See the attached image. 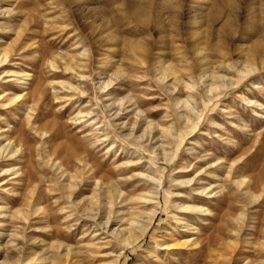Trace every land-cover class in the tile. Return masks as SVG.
Listing matches in <instances>:
<instances>
[{
	"label": "rangeland",
	"instance_id": "obj_1",
	"mask_svg": "<svg viewBox=\"0 0 264 264\" xmlns=\"http://www.w3.org/2000/svg\"><path fill=\"white\" fill-rule=\"evenodd\" d=\"M6 55L0 264H117L103 234L155 206L118 264H264V0H0ZM160 64L192 66L195 89ZM103 194L115 206L79 220L73 203Z\"/></svg>",
	"mask_w": 264,
	"mask_h": 264
},
{
	"label": "bare ground",
	"instance_id": "obj_2",
	"mask_svg": "<svg viewBox=\"0 0 264 264\" xmlns=\"http://www.w3.org/2000/svg\"><path fill=\"white\" fill-rule=\"evenodd\" d=\"M4 57H5V60L4 61L3 60H0V65L3 62H6L7 59L9 58L8 55H6ZM186 63H189V62L186 61ZM204 66H206V65H204ZM191 67L189 69L186 68V67L182 69L183 73L185 72V73H187V75H186V78H182L181 79L180 77L177 76V72H175L169 65L160 64L159 70H161V74H162L161 77H160V80L162 82H165L170 76H173L174 75V76L177 77V80H178L179 83H183L184 81H186L188 83L187 88L189 90H193V89H195V82L193 80V76H192L193 69ZM256 71L258 72L259 69L257 67H252V66H249V67L247 66L246 69L240 70L241 74L243 76H245V77H248V76L252 75L253 73L255 74ZM17 76L20 77L21 80H26L27 78H29V75H27V74L26 75H17ZM209 77H210V75L208 74V71L203 70V72L201 74V80H203V82H204V80L209 79ZM103 85H102V87H104V89H106V88L111 87L112 82H108V83L103 84ZM224 88H225V84H211L210 87H209L208 92L210 94H212V93H215L217 91H220V90H222ZM175 90H176V88H175ZM184 102H185V104H184ZM193 102H195L194 97L192 95H188V99L186 101H184L182 99H179L178 102H177V106H180L182 103L184 104L185 108L190 107L189 105H192V111L194 112V110H196V108L192 104ZM187 120L189 121L190 119L187 117ZM143 138H144V136L141 135L140 137L137 138V140H142ZM7 152H8V156L11 155L12 157H14V155L16 153H18V150L15 149V148L12 149V150H9V145H8L6 147H2L1 148V150H0V156L4 155ZM152 178H154V177H152ZM93 179L96 180V177H93ZM153 180L156 183H160L161 182L159 179H155L154 178ZM191 182H192V180L190 182H188V183H191ZM98 183L99 182H97V184ZM105 193H107V190L105 191ZM109 193H107V195ZM74 195H75V193H74ZM107 195H105V194H103L102 196L101 195L100 196L99 195H96L95 197H93V199H92L93 202H91V203L86 202L85 199H82L80 202H76V203L74 202L73 203V206L75 207V209L78 210V212H81L82 213V215L79 217V220H81V219L84 218L85 219L84 220V223H88L91 220L96 221L98 218L100 219L102 217V214H101L102 210H106V209H108V207L110 209L113 208L115 206V203H114V201H112L109 198V196L107 197ZM149 195H151L153 197V199H144V202L147 203V204L148 203H153L154 205H156L157 202H158V201H156L157 193L156 192H150ZM95 206L97 208H94ZM189 209L190 208H185V210H189ZM93 212H96V214H93ZM110 212H112V211H110ZM112 214L114 215L115 213H112ZM158 215H159V211H158V209L155 206L154 209L149 214L147 221L142 226H136L135 227V222H132V224H131L132 227L129 230H119L118 229V230H114L112 233L106 231L105 234H103V235H108V238H106V239H108V241L106 243V246H111L112 244H111L110 241H112V242H115L116 244L122 246V248H123L122 252L116 258V261L115 262L117 264H118V261H119L121 255L126 250H129V249L135 247L144 238L147 237V235L151 231L152 227L154 226V224H155V222H156V220L158 218ZM111 220H112V217H109V219L107 220V222L105 223V225L108 226L110 224V221ZM78 225H79V223H78ZM102 225H103V223H102ZM100 228H101V223H97L96 222L95 223L96 232H99L100 231ZM62 247L63 246L61 245L60 246V249ZM146 253H149L148 250L146 251ZM70 255H71V250H68L65 253V257L63 258L64 259V262L62 261L59 264H70V262L68 261V258L70 257ZM48 259L49 258H45L44 261H46ZM4 264H22V263L21 262H10V261L8 262L7 261Z\"/></svg>",
	"mask_w": 264,
	"mask_h": 264
}]
</instances>
